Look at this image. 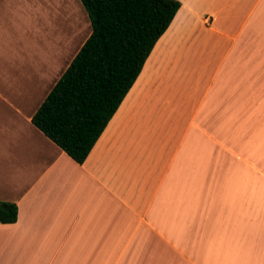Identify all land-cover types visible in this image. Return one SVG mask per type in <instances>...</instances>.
<instances>
[{"label": "crops", "instance_id": "obj_1", "mask_svg": "<svg viewBox=\"0 0 264 264\" xmlns=\"http://www.w3.org/2000/svg\"><path fill=\"white\" fill-rule=\"evenodd\" d=\"M177 1L77 164L31 119L85 8L0 0V264H264V0Z\"/></svg>", "mask_w": 264, "mask_h": 264}, {"label": "trees", "instance_id": "obj_2", "mask_svg": "<svg viewBox=\"0 0 264 264\" xmlns=\"http://www.w3.org/2000/svg\"><path fill=\"white\" fill-rule=\"evenodd\" d=\"M91 34L31 122L83 164L181 4L177 0H80ZM0 201V224L17 221Z\"/></svg>", "mask_w": 264, "mask_h": 264}]
</instances>
